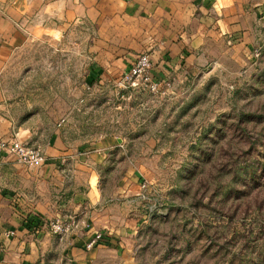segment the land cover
Masks as SVG:
<instances>
[{"label": "rangeland", "instance_id": "obj_1", "mask_svg": "<svg viewBox=\"0 0 264 264\" xmlns=\"http://www.w3.org/2000/svg\"><path fill=\"white\" fill-rule=\"evenodd\" d=\"M91 44L85 30L5 60L0 83L22 139L42 149L63 133L85 153L107 147L94 179L130 213L131 264H264V47L177 79L160 99L123 89L121 74L113 90L96 86L111 80L90 81ZM124 178L146 184L147 198L120 197Z\"/></svg>", "mask_w": 264, "mask_h": 264}, {"label": "crops", "instance_id": "obj_2", "mask_svg": "<svg viewBox=\"0 0 264 264\" xmlns=\"http://www.w3.org/2000/svg\"><path fill=\"white\" fill-rule=\"evenodd\" d=\"M262 12L264 0H0V81L5 60L26 47L85 30L95 61L90 81L123 75L141 54L150 56L158 79H185L204 68L219 71L228 59L242 64L243 54L254 59L255 51L262 53ZM112 81L95 85L113 90L117 80ZM64 130L68 134L67 125ZM23 137L0 83V139L27 142ZM42 150L41 168L10 160L0 165V264H131L123 241L132 233L130 213L103 200L94 179L95 154H105L107 147L85 153L62 133ZM136 184L124 178L117 194L139 200L143 187L133 189ZM71 215L87 218L91 229L79 228L62 240L50 232L49 221ZM36 219L45 222L38 234L27 228ZM10 231L13 238L6 237ZM95 232L108 234V244L88 250Z\"/></svg>", "mask_w": 264, "mask_h": 264}, {"label": "built area", "instance_id": "obj_3", "mask_svg": "<svg viewBox=\"0 0 264 264\" xmlns=\"http://www.w3.org/2000/svg\"><path fill=\"white\" fill-rule=\"evenodd\" d=\"M264 21V12L259 15ZM259 50L255 51V57L259 56ZM153 64L148 54L140 55L131 69L125 72L122 76V88L136 92L139 96L148 95L153 98H168L174 93L175 80L170 78L158 79L152 75ZM10 160L17 165L28 169L41 168L46 163V158L43 150L39 147L30 145L17 138L0 139V165ZM143 189L146 184H143ZM139 198L146 199V195L141 193ZM151 211V209H150ZM30 230L34 234H38L41 229V224L45 225L42 219L34 220ZM50 232L58 236L61 240L71 235L79 228L91 229V224L87 218H78L71 215L66 218H57L49 221ZM14 231L6 233L7 238H13ZM109 235L104 232H95L93 237L88 241L86 247L92 250L97 246L108 244ZM3 250L0 249V256Z\"/></svg>", "mask_w": 264, "mask_h": 264}, {"label": "trees", "instance_id": "obj_4", "mask_svg": "<svg viewBox=\"0 0 264 264\" xmlns=\"http://www.w3.org/2000/svg\"><path fill=\"white\" fill-rule=\"evenodd\" d=\"M31 223V224H30ZM35 222L34 221H31L27 224V228H30L32 224H34Z\"/></svg>", "mask_w": 264, "mask_h": 264}]
</instances>
